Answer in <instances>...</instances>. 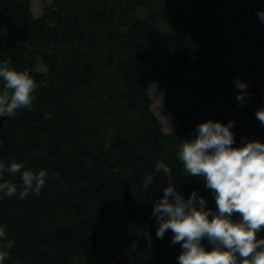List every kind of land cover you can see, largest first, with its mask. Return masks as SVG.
Segmentation results:
<instances>
[{"label":"trees","instance_id":"trees-1","mask_svg":"<svg viewBox=\"0 0 264 264\" xmlns=\"http://www.w3.org/2000/svg\"><path fill=\"white\" fill-rule=\"evenodd\" d=\"M30 3L0 0V61L38 84L32 110L0 118V161L49 176L39 197L0 200L15 241L5 264H178L171 231L156 236L163 192L144 188L161 164L185 199L195 190L215 211L204 181L183 170L182 140L231 120L236 146L264 142V0H52L39 17ZM159 79L171 133L151 111ZM236 80L248 85L244 106ZM5 179L19 191V175Z\"/></svg>","mask_w":264,"mask_h":264},{"label":"clouds","instance_id":"clouds-1","mask_svg":"<svg viewBox=\"0 0 264 264\" xmlns=\"http://www.w3.org/2000/svg\"><path fill=\"white\" fill-rule=\"evenodd\" d=\"M257 17L264 23V12ZM0 81V118L32 110L38 84L29 71L17 70L10 59H4L0 61ZM247 87L235 81L240 106L250 98ZM255 117L264 125V108L257 109ZM234 123L208 120L199 124L193 137L182 140L177 153L187 176L202 179L211 191L216 210L207 209L206 199L195 190L185 199L170 177L163 197L153 205L157 238L171 231V243L181 245L178 264H264V238L260 235L264 232V142L243 140L236 146L231 130ZM6 175H19V191ZM48 176L47 169H29L16 159L0 161V200L39 197ZM6 229L0 225V264L10 258L15 246Z\"/></svg>","mask_w":264,"mask_h":264},{"label":"rangeland","instance_id":"rangeland-1","mask_svg":"<svg viewBox=\"0 0 264 264\" xmlns=\"http://www.w3.org/2000/svg\"><path fill=\"white\" fill-rule=\"evenodd\" d=\"M52 0H31V11L33 16L39 17L43 9L49 5ZM149 95L152 101L151 111L156 115L159 122L162 124L164 133H171L178 127V122L174 119L172 112L167 107V98L169 89L167 85L161 80L153 82L148 88ZM155 175L147 181L145 186V197L157 194L159 191L163 192V188L169 183L168 170L161 164L157 165Z\"/></svg>","mask_w":264,"mask_h":264}]
</instances>
